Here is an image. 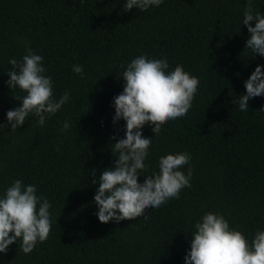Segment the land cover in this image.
I'll use <instances>...</instances> for the list:
<instances>
[{"label":"trees","instance_id":"trees-1","mask_svg":"<svg viewBox=\"0 0 264 264\" xmlns=\"http://www.w3.org/2000/svg\"><path fill=\"white\" fill-rule=\"evenodd\" d=\"M124 3L0 0V124L20 106L14 96L22 93L6 81L9 60H21L25 44L43 56L55 98L70 92L43 126L29 117L16 134H0V197L17 179L34 184L51 204L52 223L30 254L13 243L0 264H185L194 225L206 212L223 214L249 242L264 230V96L250 99L246 112L233 103L264 65L245 48L247 0H163L127 12ZM252 3L264 14V0ZM143 54L183 65L200 83L184 117L156 135L148 124L141 129L152 143L138 182L158 171L160 156L187 152L191 161L181 171L192 168L191 187L133 220L105 224L95 215L98 184L90 173L95 168L98 179L114 165L112 144L125 138L126 123L113 124V98L123 91L127 64ZM77 64L83 77L72 71ZM64 121L70 128L61 132Z\"/></svg>","mask_w":264,"mask_h":264},{"label":"clouds","instance_id":"clouds-1","mask_svg":"<svg viewBox=\"0 0 264 264\" xmlns=\"http://www.w3.org/2000/svg\"><path fill=\"white\" fill-rule=\"evenodd\" d=\"M162 3L163 0H126L123 8L125 12L133 8L146 11ZM242 24L249 33L245 48L254 56L264 57V14L254 11L252 0H247ZM25 52L21 60H9L12 69L7 73L10 79L6 84L22 94L14 96L20 106L7 111L8 123L0 124V134H16L29 117L37 118L36 122L43 126L46 119L70 100L69 91L55 98L52 78L44 75L43 56L27 44ZM262 69L264 65L255 67L244 83L246 94L233 101L238 103L241 112L249 110L250 99L264 96ZM72 71L83 77L82 65H74ZM122 79L125 81L123 91L113 98V124L121 119L125 121V138L112 144L114 165L103 169L98 179H95V168L90 173L94 177L92 183L98 184L94 196L98 209L95 215L105 224L133 220L149 207L159 208L171 199H179L180 192L191 187L193 175L191 167L187 174L181 171L191 161L189 153H169L159 157L158 171L146 175L143 183L138 182V172L146 170L144 162L152 143V138L144 137L141 129L148 124L156 135L169 120L184 117L197 93L198 77L186 72L183 65L171 68L167 58L149 59L143 54L127 64ZM259 111H264V107ZM9 125L12 131L5 133ZM69 128V123L64 121L60 131ZM50 208L49 200L37 195L36 185L25 186L22 180H15L0 197V253H6L10 245L19 242V250L30 254L37 243L45 242L52 226ZM194 229L185 264H264V230H257L249 242L218 212L204 213Z\"/></svg>","mask_w":264,"mask_h":264}]
</instances>
